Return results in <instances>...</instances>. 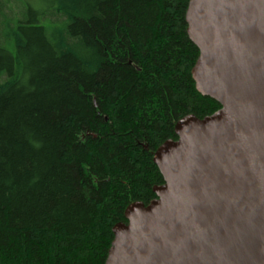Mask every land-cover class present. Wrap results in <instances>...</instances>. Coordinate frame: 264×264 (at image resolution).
Segmentation results:
<instances>
[{"label": "trees", "instance_id": "obj_1", "mask_svg": "<svg viewBox=\"0 0 264 264\" xmlns=\"http://www.w3.org/2000/svg\"><path fill=\"white\" fill-rule=\"evenodd\" d=\"M37 1L0 0V264H103L163 182L154 151L220 105L191 75L189 0Z\"/></svg>", "mask_w": 264, "mask_h": 264}, {"label": "water", "instance_id": "obj_2", "mask_svg": "<svg viewBox=\"0 0 264 264\" xmlns=\"http://www.w3.org/2000/svg\"><path fill=\"white\" fill-rule=\"evenodd\" d=\"M196 90L220 107L175 125L163 182L112 227L103 264H264V0H189Z\"/></svg>", "mask_w": 264, "mask_h": 264}, {"label": "rangeland", "instance_id": "obj_3", "mask_svg": "<svg viewBox=\"0 0 264 264\" xmlns=\"http://www.w3.org/2000/svg\"><path fill=\"white\" fill-rule=\"evenodd\" d=\"M14 2L16 3H20V2H23V1H28V2H31L33 4V8H37V7H42L40 3H38L37 0H13ZM11 14H8V17L5 19V20H8L10 18ZM4 20V21H5ZM15 20L14 18L10 20L11 23H13Z\"/></svg>", "mask_w": 264, "mask_h": 264}]
</instances>
